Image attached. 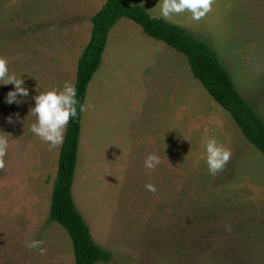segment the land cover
<instances>
[{
  "label": "rangeland",
  "instance_id": "374dc122",
  "mask_svg": "<svg viewBox=\"0 0 264 264\" xmlns=\"http://www.w3.org/2000/svg\"><path fill=\"white\" fill-rule=\"evenodd\" d=\"M105 2L0 0V56L8 60L11 73L23 74L29 89L25 103L9 105L5 97L14 86H0V131L10 134L6 166L0 170V264H76L72 239L50 219V206L52 227L43 234L47 246L50 242L52 259L42 262L35 249L26 247L33 239L28 238L30 229L43 221L47 209L46 198L40 202L39 193L30 191L41 175L40 161L49 143L31 134L30 128L25 133L24 124L32 115L36 95L50 89L66 72L64 83L70 81L67 59L74 49L69 47L86 37L83 30L93 24L91 17ZM237 8L226 0H215L212 11L200 21H193L190 12L184 13V19L194 24L192 34L210 41L237 88L264 119V13L257 15L256 22L254 15ZM128 20L122 24H129ZM138 26L126 28L122 40L127 52L118 72L102 68L93 79V87H100L94 98L103 113L111 114L112 124L95 125L90 152L83 144L73 186L77 207L84 209L80 211L94 228V237L113 240L106 245L113 259L105 264H264V155L237 124L219 114L231 117L218 103L214 110L201 108L204 111L193 117L191 94L182 93V87L176 93L177 100L185 98L181 105L169 101L176 86L158 87L159 79L170 84L178 79L170 59L159 58L158 49L176 50ZM149 55L158 59L157 64H149ZM185 77L187 83L204 87L189 81L188 68ZM10 115L11 124L6 119ZM197 122L200 150L215 137L232 152L226 175L219 181L205 163L190 168L187 160H181L183 150L178 154V147L190 142ZM240 143L242 152L234 153ZM247 152L257 159L255 163ZM150 154L161 159L155 170L144 164ZM82 159L88 161L87 168H81ZM162 168L171 171L168 177ZM198 172H202L201 182L193 176ZM149 183L155 185V193L146 189Z\"/></svg>",
  "mask_w": 264,
  "mask_h": 264
},
{
  "label": "trees",
  "instance_id": "16d2710c",
  "mask_svg": "<svg viewBox=\"0 0 264 264\" xmlns=\"http://www.w3.org/2000/svg\"><path fill=\"white\" fill-rule=\"evenodd\" d=\"M140 24L145 33L184 53L195 76L211 95L233 116L245 138L264 155V119L237 88L229 70L211 45L162 17L153 16L145 5L133 0H106L92 17L93 31L78 66L76 87L78 99L85 105L88 87L100 68L112 28L121 18ZM83 112L69 121L62 147L59 170L53 193L51 219L70 233L77 264L110 262L111 251L102 248L93 238L91 228L80 212L73 196Z\"/></svg>",
  "mask_w": 264,
  "mask_h": 264
},
{
  "label": "crops",
  "instance_id": "0c3cea01",
  "mask_svg": "<svg viewBox=\"0 0 264 264\" xmlns=\"http://www.w3.org/2000/svg\"><path fill=\"white\" fill-rule=\"evenodd\" d=\"M134 1H138L139 3H142L143 5H145L148 8V10L151 12V14L155 13L156 15L161 17L160 16V8H159V5H158L160 0H134ZM226 1H228V5L229 6H233L234 4H236V5H238V8H237L238 10H241L243 12L248 11L251 15H254L255 18H256V22H258L257 15H262L264 13V0H226ZM161 2H162V0H161ZM150 9H152L153 12ZM185 13H187V12H185ZM126 18L127 17L121 18L118 21V23L110 31L108 44H107L106 49L104 51V54L102 56V62H101V65H100V68L98 69V71L100 69H102V68H103L102 71L103 72L106 71L107 73L111 72L112 70H116L117 71L118 67L121 65V61L126 57V54L124 52H127L126 51L127 47H126V45H123L124 41L122 40L123 36L125 35V33L127 31L126 28L128 26H135L136 27V26L140 25V24L136 23L135 21H133L130 18H127V19H130L131 21L130 20L125 21V22H128L130 25L129 24H122L123 20H127ZM184 18H185L184 13H181V14H178V15H174L173 17H171L169 19H166V20L169 21L170 23L180 25V26H182L183 28H185L186 30H188L190 32L191 31L190 27L194 26V24L191 23L192 21L186 20ZM121 27H122V29H121ZM137 28H140L139 30H143V32L145 33V31H144L142 26L141 27L138 26ZM92 31H93V24H88V26L82 32V34L84 33V36H86V37L85 38L82 37V39L79 38L77 40V43L75 44L74 47H69V49H74L72 51L71 56L69 57V59H67V62L69 63V66H68L69 76H70V79H69L70 81L69 82H73V83H75V85H76V82H77L79 61H80V58H81V56H82V54L84 52L85 47L90 42V39H91V36H92ZM203 38L206 39L205 37H203ZM154 39H156V38H154ZM156 40H158V39H156ZM158 41H161V40H158ZM205 41L208 42L210 45H212L210 43V41H208V40H205ZM169 47H171V46H169ZM211 47L214 49L213 46H211ZM171 48H173V47H171ZM173 49L176 50V52L171 50V49H169V48H167V47H163V46L158 49V57L162 58L165 55L168 59H170L169 60V65H170V67L172 68V70L174 72L173 76H177L176 78L178 79L177 81H175L172 84H170L168 82H165V80L162 82V78L159 79L161 82L159 83L158 87H172L173 85L176 86L175 89H174L175 94L172 95V97H171V99H169V101L170 102L173 101L176 104V100H177V94L176 93H177L179 87H182V89H181L182 93H184L186 96L189 93L191 94L192 103H193V110H192L191 114L193 115V117L196 114L200 113L201 111H204L202 109H205L207 112H210V110H214L215 107H217L216 106L217 103L224 110H226L211 95V93L204 86L202 81L195 76L187 56L184 53H182L181 51H179V50H177L175 48H173ZM151 56L152 55L148 56L149 64L150 65L157 64L158 59L157 58H152ZM184 56L187 58V60L185 59ZM142 63H143V61H142ZM76 66H77V69H76ZM186 68H188L189 81L190 82L198 81V82H200V84L202 83L204 87H199L197 82H194L192 85L186 82L187 81V79L185 77ZM44 70H45V68L42 70V73L44 72ZM95 75H94V77H95ZM67 77H68V73L67 72L65 73V76H63V78L57 77L56 80H59V82H57L55 85L51 86L50 89L45 90L43 92L52 90V87H54V88H58L59 87L60 89H62L63 85H64L63 84L64 80L67 79ZM74 77L76 78L75 82H74ZM94 77H93V79H94ZM100 77H99V79H100ZM157 77H158V74H154L153 80L157 81ZM93 79L91 80V82L89 84V87H88V92H87V96H86V100H85V105H87V103H91V104L95 105V108L94 109H88L87 111L83 112L82 129H81V135H80V145H79V150H78V159H79V151L81 150L83 144L85 146V149H87L90 152L88 147L92 143L93 133L95 131V125L99 124V125L107 126V125H111L112 124V121L110 119L111 114H109V113L107 114L106 110L103 113V111H102L103 109L101 108V105L94 98V95H95L96 91L100 87H93V83H92ZM45 81L46 80H43L44 83H45ZM91 84H92V86H91ZM42 86H43V84L41 82L40 87H42ZM100 96L101 95L99 94L98 97H100ZM180 100L184 101L185 98H179L177 100V104L178 105H181V103H179ZM163 107L164 106H161L159 108L162 109ZM228 113L230 114V112H228ZM219 114H221L225 118H228V119L232 120V122L235 125L237 124L231 114H230L231 117H229L228 115L225 116L224 113H222V112L219 113ZM204 115L205 114H202L200 118H203ZM36 120H37V118L34 115H31V117L27 119V122L24 124V126L26 125V127H27V128L25 127V129H26L25 133H28L29 128H31V125L33 123H35ZM140 120L143 123V121H144L143 115H142V119H140ZM138 123H137V125H138ZM236 126L239 128V130H241V128H240V126L238 124ZM199 127H201L200 122L195 123L192 126V136H191L190 142H186L185 146L182 147V148L178 147V154L181 153L182 150H183V153H181V155H182L181 160L182 161L183 160H187V162L191 165V166H189L190 168H195V167H198V166H202L204 163L206 164L207 154L204 153V149H205V145L206 144L204 145L202 150H200V148L198 146V144H200L201 141H202V138L200 137V133L198 132ZM67 128H68V126H67ZM82 130H83V135H82ZM102 130L103 129L100 127V132L101 133H102ZM66 133H67V129H66L64 140H63L62 144H60V145H58L56 147H52V146H50V144H47L45 152L43 153V158L40 161L41 165L39 166V167H41V170H42L41 175L39 176L37 182L34 184V188L30 191V193H36V194L39 193V196L41 197L40 202L44 199V197L46 198V201H47L46 202V208L47 209H46V213H45V215L43 217V221L41 223L33 226L30 229V234L28 235V238H30V239L36 238L37 240H43L44 241L43 247L46 249V252H45L44 255H40L38 250H36V249L34 250L38 254V257H39V259L42 262L50 261L52 259L49 256V254H48V249H50V242H49V244L47 246V239H46V237L43 234V230L44 229H49L50 230V228L52 227V223L50 221L51 216H50V219L48 217L49 216L48 215V210H49V206H50V215H51V208H52V202H53V193H54V189H55V183H56L58 170H59L60 156H61V151H62V147H63L64 141H65V138H66ZM31 134H34V133L31 132ZM242 134H243V132H242ZM243 136H244V134H243ZM240 146L241 147L238 148V150L236 152H234V151L233 152L240 154V152H242L241 143H240ZM248 154H249V157L251 159L250 161L252 163H255V161L257 159H254V157L250 153H248ZM180 164H181V162L178 161L177 167H181L182 165H180ZM85 165H86V168H87L88 161L86 160V163H85V160L82 159L81 160V168L85 167ZM77 166H78V162H77ZM227 167H229V165ZM43 168L45 170L44 173H43ZM76 170H77V167H76ZM224 171H225V168L222 171L218 172L215 176H213V175H211V176L213 178L215 177L214 178L215 181H219V177H222V176L226 175V173H224ZM170 172L171 171H166L164 168L161 169V173H163L167 177L169 176ZM174 175L176 177V173L175 172H174ZM201 175H202V172H198V173H194L193 174L194 178L197 179L199 182H201V180H200ZM74 181H75V178H74ZM26 185H27V188H26V194L25 195L27 197V195H28L27 194L28 183ZM73 186H74V184H73ZM75 190H76V188H75ZM73 194H74L73 195L74 198H76V200H77L76 191H73ZM50 200H51V202H50ZM78 209L81 210V211L82 210L84 211V209L80 206V204H79ZM9 213L13 214V212H11V211ZM82 215H83V213H82ZM116 216H117V213H116ZM9 219H10L9 221L10 222L11 221L14 222V224L16 226V222H15L14 218H10L9 217ZM59 225H61V224H59ZM91 227H92V225L90 226V228ZM62 229L66 230V228H64V226H62ZM92 229H94V228L92 227ZM66 231L68 232V230H66ZM91 232H92V230H91ZM69 235H70V233H69ZM92 235H93L94 240L102 248H104L106 250L107 249H111V248L106 247L107 242H111L112 243V241H113L111 239L110 235L106 234L110 238L108 240V237L105 236V241H102L101 236H98V234H96L95 237H94L93 233H92ZM70 237H71V235H70ZM65 239H66V241H68L67 237H65ZM71 239H72V237H71ZM97 239H98V241L100 243L97 241ZM72 242H73V240H72ZM73 247H74V243H73ZM66 250H67V248H63V251L66 252ZM74 252H75V250H74ZM75 257H76V255H75ZM70 259H71V256H70ZM101 262H104V263H99V262L98 263L99 264L107 263L105 261H101Z\"/></svg>",
  "mask_w": 264,
  "mask_h": 264
},
{
  "label": "clouds",
  "instance_id": "9594fccd",
  "mask_svg": "<svg viewBox=\"0 0 264 264\" xmlns=\"http://www.w3.org/2000/svg\"><path fill=\"white\" fill-rule=\"evenodd\" d=\"M215 0H160V16L169 19L174 15L185 12L191 13L193 21H200L209 12ZM13 85L14 89L9 91L5 97V103L20 105L25 103L29 96V89L25 86L23 74L19 76L11 73L8 67V60L0 56V86ZM35 106L30 109V113L36 116L37 120L31 125V132L40 137L43 141L48 142L50 146L56 147L63 143L65 132L69 121L78 116L80 112L94 109L95 105L87 103L81 104L78 99V90L73 82H65L63 88H54L52 90L40 93L34 98ZM8 123H13V117L7 118ZM10 134L0 131V170L6 166L5 157L8 153ZM205 150L207 153L206 164L211 175L215 176L222 171L229 162L232 152L220 144L215 137L206 141ZM161 163L159 155L150 154L144 161L145 167L155 170ZM146 189L155 193L154 184H146ZM231 231L230 226L227 228ZM43 240H30L26 247L30 250L36 249L40 255H44L46 249L43 247Z\"/></svg>",
  "mask_w": 264,
  "mask_h": 264
}]
</instances>
